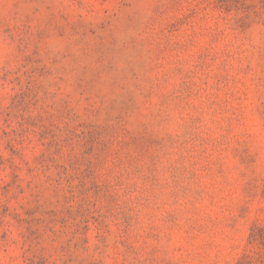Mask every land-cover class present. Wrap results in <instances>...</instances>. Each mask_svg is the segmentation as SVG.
I'll return each mask as SVG.
<instances>
[{
    "label": "rangeland",
    "instance_id": "obj_1",
    "mask_svg": "<svg viewBox=\"0 0 264 264\" xmlns=\"http://www.w3.org/2000/svg\"><path fill=\"white\" fill-rule=\"evenodd\" d=\"M0 264H264V0H0Z\"/></svg>",
    "mask_w": 264,
    "mask_h": 264
}]
</instances>
